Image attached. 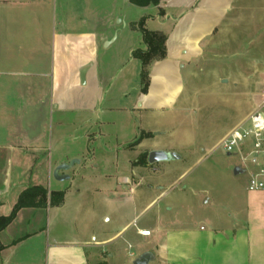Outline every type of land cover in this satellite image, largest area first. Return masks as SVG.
<instances>
[{
  "label": "crops",
  "instance_id": "1",
  "mask_svg": "<svg viewBox=\"0 0 264 264\" xmlns=\"http://www.w3.org/2000/svg\"><path fill=\"white\" fill-rule=\"evenodd\" d=\"M248 2L0 0V214L28 187L48 190L46 205L20 209L0 232V264H133L145 252L149 264H264V189L245 187L193 225L187 189L169 190L183 169L148 162L151 150L175 148L154 140L159 127L145 116L188 103L183 69L233 13L238 23L254 12ZM142 19L167 35L147 91L134 56L146 48ZM73 160L59 173L69 178L56 179ZM122 243L144 247L124 256Z\"/></svg>",
  "mask_w": 264,
  "mask_h": 264
},
{
  "label": "rangeland",
  "instance_id": "2",
  "mask_svg": "<svg viewBox=\"0 0 264 264\" xmlns=\"http://www.w3.org/2000/svg\"><path fill=\"white\" fill-rule=\"evenodd\" d=\"M248 1L254 12L244 13L238 23L233 13L223 33L218 32L206 43L204 58L183 69L182 97L189 96L188 103L145 115L150 129L159 127L152 132L154 140L164 147H174L181 155L180 159L152 167L171 163L183 169V176L169 190L187 189L193 211L190 221L197 227L207 225L205 215L214 211V206L228 208L236 196L241 198V191L248 185V171L234 173L239 156L219 147L223 137L252 111L264 93V0ZM151 171L160 174L159 170ZM156 209L154 206L147 213L148 226ZM122 246L124 256L144 247Z\"/></svg>",
  "mask_w": 264,
  "mask_h": 264
},
{
  "label": "built area",
  "instance_id": "3",
  "mask_svg": "<svg viewBox=\"0 0 264 264\" xmlns=\"http://www.w3.org/2000/svg\"><path fill=\"white\" fill-rule=\"evenodd\" d=\"M219 147L239 156V166L249 174L248 190L264 189V93L252 111L223 137ZM140 234L149 236L151 231L140 230Z\"/></svg>",
  "mask_w": 264,
  "mask_h": 264
},
{
  "label": "trees",
  "instance_id": "4",
  "mask_svg": "<svg viewBox=\"0 0 264 264\" xmlns=\"http://www.w3.org/2000/svg\"><path fill=\"white\" fill-rule=\"evenodd\" d=\"M133 4L139 6H148V5H158L161 0H130ZM145 20L142 19L138 23V28L141 30L143 35L144 43L146 48H139L134 51V56L141 60L142 63V89L147 91L150 83L149 70L150 66L157 60L163 59L167 55V35L161 31H152L148 30L144 26ZM146 158V154L144 155ZM63 199L62 192H51L50 203L58 204ZM48 200V190L43 186H30L24 191L21 192L19 198L14 205L12 211L8 215L0 214V232L7 228L11 222L17 216V213L20 209L25 207H41L47 204ZM4 248V245L0 241V251Z\"/></svg>",
  "mask_w": 264,
  "mask_h": 264
},
{
  "label": "water",
  "instance_id": "5",
  "mask_svg": "<svg viewBox=\"0 0 264 264\" xmlns=\"http://www.w3.org/2000/svg\"><path fill=\"white\" fill-rule=\"evenodd\" d=\"M228 154L230 155V153ZM178 158H180V154H178L177 152L167 151V150H162V149L151 150L148 154L149 164H155V163L163 162V161H171V160L178 159ZM75 162L76 161L73 160L68 164L59 165L54 171V177L59 180H64V179L69 178V175H60L59 173L61 170L70 169ZM243 171L244 170L239 165L235 166L234 168L235 174L242 173ZM7 188H8V180H6V182L4 183L3 188L0 189V194L4 193L7 190ZM152 259H153V254L151 252H145L144 254L136 258L133 264H149V262Z\"/></svg>",
  "mask_w": 264,
  "mask_h": 264
}]
</instances>
